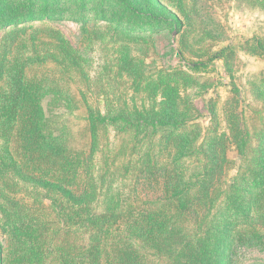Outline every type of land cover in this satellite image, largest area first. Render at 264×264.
<instances>
[{
  "label": "rangeland",
  "instance_id": "rangeland-1",
  "mask_svg": "<svg viewBox=\"0 0 264 264\" xmlns=\"http://www.w3.org/2000/svg\"><path fill=\"white\" fill-rule=\"evenodd\" d=\"M34 1L33 12L42 16L43 1ZM126 1L129 7L119 0H53L48 8L53 19L1 29L0 93L8 94L18 76L31 88L45 79L53 96L68 89L82 110L76 94L82 91L87 105L104 117L132 107L147 112L153 100L160 103V96L170 95L161 102L172 103L175 121L183 120L187 128L169 139L159 134L139 140L135 154L148 166L136 164L129 183L124 169L133 133L123 132L117 121L98 126L96 199L102 203L120 193L121 200L140 209L166 212V198L179 197L183 231L175 237L169 225L162 230L166 237L173 234L168 238L174 241L172 250L162 251L169 261L140 248V241L144 264L148 258V264H171L178 252L195 255L211 243L222 251V264H264V0ZM159 8L173 13L186 34L158 27L143 28L144 33L122 30L155 24L146 14L159 15ZM53 96L40 99L44 116L77 118L78 132L85 109L68 114L65 106L72 103ZM208 138H216L212 149ZM75 186L71 190L78 195L82 187ZM24 194L9 198L34 201ZM89 236H82L81 253ZM0 246L12 249L1 213ZM72 252L68 264H79L77 249ZM58 258L51 257L49 264Z\"/></svg>",
  "mask_w": 264,
  "mask_h": 264
},
{
  "label": "trees",
  "instance_id": "trees-1",
  "mask_svg": "<svg viewBox=\"0 0 264 264\" xmlns=\"http://www.w3.org/2000/svg\"><path fill=\"white\" fill-rule=\"evenodd\" d=\"M42 1L45 12L40 16L33 12L34 0H0V30L30 21L53 19L54 13L48 10L53 0ZM119 3L129 7L126 0H119ZM157 11L159 15L155 11L146 14L155 24L122 30L144 33L152 27H158L157 30L170 29L176 34L179 31L181 36L186 34V29L173 13L163 8ZM109 21L113 22L112 19ZM118 25L116 23V29H119ZM196 66L192 68L196 69ZM16 79L11 80V91L8 94L0 93V213L2 228L9 236L12 247L2 250L0 246L1 262L49 264L50 258L58 255L57 264H68V257L77 249L79 264H99L100 259H103V264H144L138 249L140 241V248L149 247L158 257L169 261L162 251L172 250L174 241L169 239L173 234L166 237L162 230L169 225L171 231H176L175 237L183 231V217L178 212L177 204L179 197L166 198L163 203L167 207L166 212L155 207L140 209L139 205L121 200L120 193L99 203L93 180V163L98 151V126L121 122L124 125L123 132L129 130L133 133L127 169H124L129 183L136 164L148 166V160L143 155L135 154L139 140L159 134L168 135L165 139H169V135L178 134L187 128L183 120L175 121L177 108L172 103L166 107L161 102L170 95L160 96V103L153 100V107L147 112L140 113L132 107L131 110H118L117 113L108 111L104 117L87 105L83 92L79 91L76 94L82 101L85 116L84 125L75 132L77 118L66 122L55 116H44L40 99L53 96L51 84H47L45 79H39L31 88L25 78L18 76ZM64 92L68 96L63 99L66 95ZM53 97L57 102H66L68 99L72 103V108L65 106L68 114L82 111L76 96L68 89L59 90ZM215 141L216 138H208V147L214 148ZM203 146H198L200 152L204 151ZM148 147L151 149L150 145ZM75 185L82 187L78 195L71 190ZM23 191L26 199L30 196L34 201L9 198L11 194L21 196ZM44 200L49 201L48 206L43 203ZM86 234L90 236L81 253L82 236ZM184 236L180 239L186 240ZM65 243L66 246H63ZM175 256L171 264L223 263L222 251L213 243L210 247L198 249L195 255L178 252ZM148 261L149 258L146 264Z\"/></svg>",
  "mask_w": 264,
  "mask_h": 264
}]
</instances>
